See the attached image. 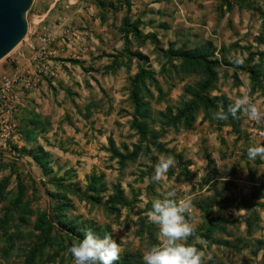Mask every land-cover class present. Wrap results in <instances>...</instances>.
<instances>
[{
  "label": "rangeland",
  "instance_id": "374dc122",
  "mask_svg": "<svg viewBox=\"0 0 264 264\" xmlns=\"http://www.w3.org/2000/svg\"><path fill=\"white\" fill-rule=\"evenodd\" d=\"M25 19L0 59V264H73L88 230L143 264L168 191L192 201L204 264H264V161L247 157L264 124L213 118L244 94L264 110V0H33ZM162 156L176 166L152 182Z\"/></svg>",
  "mask_w": 264,
  "mask_h": 264
},
{
  "label": "clouds",
  "instance_id": "9594fccd",
  "mask_svg": "<svg viewBox=\"0 0 264 264\" xmlns=\"http://www.w3.org/2000/svg\"><path fill=\"white\" fill-rule=\"evenodd\" d=\"M232 60L236 65L244 63V58L240 56ZM238 114L257 124H264V110L257 106L250 94L237 98L229 104L227 111L221 109L213 113V118L227 121L230 117L239 119ZM247 157L250 161L258 157L264 161V144L248 147ZM176 163L173 156L160 157L151 177L152 182L159 183ZM176 195L175 191H168L163 198L152 201V209L147 215L149 221L158 226L160 243L144 253L143 264H204L205 253L187 243L195 235L197 227L186 218L192 213V201L190 198L177 199ZM121 228L116 226L112 231L118 232ZM122 251L111 235L101 237L90 230L85 231L82 240L68 249L73 264H115L120 260Z\"/></svg>",
  "mask_w": 264,
  "mask_h": 264
},
{
  "label": "water",
  "instance_id": "95a60500",
  "mask_svg": "<svg viewBox=\"0 0 264 264\" xmlns=\"http://www.w3.org/2000/svg\"><path fill=\"white\" fill-rule=\"evenodd\" d=\"M33 0H0V59L24 37L26 13Z\"/></svg>",
  "mask_w": 264,
  "mask_h": 264
},
{
  "label": "trees",
  "instance_id": "16d2710c",
  "mask_svg": "<svg viewBox=\"0 0 264 264\" xmlns=\"http://www.w3.org/2000/svg\"><path fill=\"white\" fill-rule=\"evenodd\" d=\"M193 60L197 63H201L203 62L204 65H205V68H206V73H207V80L205 82V87H207L209 85V83L211 82L212 80V74L210 73V70L208 69L209 68V65H208V60L203 58L202 54H200L199 56H196L193 58ZM197 96H200V94H198ZM134 102H135V105H136V109L137 111H140V104H139V99L137 98V96L134 97ZM206 102H208L209 104H207L208 106L209 105H212L210 103V100L208 98H206ZM187 111V115L185 116V118H187V120H189L190 118L193 117V115L191 113L194 112V110L192 108H189L186 110ZM183 114H185V112L183 111ZM39 163L42 164V161L38 160ZM43 165V164H42ZM222 218L220 217H211L208 221V225L204 231V233H202V237L204 239H208L212 233L219 227V221L221 220ZM44 224V222H43ZM52 229H53V225L51 223L50 220L46 221V224H44L43 226H41V240L46 244H49L50 243V236L52 234ZM34 252H32L31 256L27 258L25 264H33L31 261H32V255H33Z\"/></svg>",
  "mask_w": 264,
  "mask_h": 264
},
{
  "label": "built area",
  "instance_id": "2783aa9c",
  "mask_svg": "<svg viewBox=\"0 0 264 264\" xmlns=\"http://www.w3.org/2000/svg\"><path fill=\"white\" fill-rule=\"evenodd\" d=\"M17 82L18 80L17 79H4V83H3V89H9L13 86L14 82ZM3 111H6L7 113H9L11 111V109L7 108L5 110V106L4 104L2 103V100H0V112H3ZM4 121H2L1 123H3Z\"/></svg>",
  "mask_w": 264,
  "mask_h": 264
}]
</instances>
